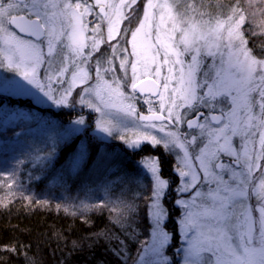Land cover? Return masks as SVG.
<instances>
[{
  "label": "snow or ice",
  "instance_id": "obj_1",
  "mask_svg": "<svg viewBox=\"0 0 264 264\" xmlns=\"http://www.w3.org/2000/svg\"><path fill=\"white\" fill-rule=\"evenodd\" d=\"M136 3L0 0V68L20 77L13 81L14 89L36 106L77 115L66 125L46 124V135L27 145L22 155L41 171L55 169L54 179L65 192H71L69 181L83 172L97 176L98 183L82 180L78 195L68 198L71 214L79 213L84 222L87 212L99 209L126 223L142 200L149 239L141 241L133 264H169L166 246L181 228L183 239L176 247L180 264H264V50L249 48L247 17L239 5L216 13L207 10L212 6L204 0H184L183 5L146 0L128 46L120 50L118 40L112 45L108 63L119 59L124 76H115L114 68H104L98 60L96 83L90 84L86 65L103 40L98 38L100 24L91 29V37L85 35L86 15L99 8L96 15L108 21L111 42L120 34L122 10ZM108 73H113L111 80ZM141 100L147 114L137 107ZM85 108L99 113L91 137L95 148L78 135L90 127ZM19 115L23 121L33 119L31 113ZM116 133L134 153L145 144L163 146L176 157V178H161L158 157H142L137 163L150 184L129 198L128 180L137 178L127 177L114 162L108 144ZM15 135L28 132L21 128ZM15 177L16 168L0 159V183L12 181L9 189L17 185L23 190ZM166 189L175 192L174 204L181 209L173 231L167 228ZM93 191L103 192L94 205L88 201ZM26 195L29 202L39 203L42 197L48 202L43 193ZM82 247L72 241V251Z\"/></svg>",
  "mask_w": 264,
  "mask_h": 264
},
{
  "label": "trees",
  "instance_id": "obj_2",
  "mask_svg": "<svg viewBox=\"0 0 264 264\" xmlns=\"http://www.w3.org/2000/svg\"><path fill=\"white\" fill-rule=\"evenodd\" d=\"M204 4H210L212 7L207 10L216 13L229 12L231 8L239 5L247 17L245 27L249 48L257 51L264 50V34H259L258 27L254 25L264 21V14H262L264 2L253 4L252 0H204ZM218 5L222 8L217 7ZM253 8L258 16L255 20L251 15ZM101 55L105 56L103 53ZM20 110L25 114L31 113L33 119L23 121L17 118L14 120L15 128L2 130V115L8 116L11 112L17 114ZM72 114L73 112L67 111L52 113L50 109L38 107L28 99L0 95V148L7 147L11 140L18 138L16 135L9 138L5 134L12 135L14 132H20L21 128H25L28 135L23 138L28 141L37 140L40 134L37 129L45 127L44 122L47 121V124L53 123L52 125L56 126L61 123L66 125L73 120ZM88 119L91 123V119L89 117ZM36 120H39L38 123ZM17 124L21 127H17ZM91 127L92 125L90 129ZM78 135L80 139H87L95 148L89 132ZM108 149L115 158L114 162L119 164L121 171L126 173L127 177L142 176L148 185V178L140 172L137 162L146 155L154 154L157 148L143 146L142 150L134 153L114 141L108 144ZM17 157L23 163L17 164L15 160L8 165L16 168L15 179L23 183L24 189L21 190L17 185L9 189L8 184L0 183V264H33V262L34 264H123L124 258H127V264L131 263L141 247V241H144L148 234L147 217L145 213L141 215L140 207L127 219L126 223L117 221L115 215L110 218L107 210L99 209L87 212L85 214L87 222H84L85 217H81L79 213L71 214L72 203L68 198L78 195L82 180H94L98 183L96 175L85 171L79 178L69 181L71 185L69 193L65 192L54 179L55 169L38 171L32 163L24 161L21 156ZM60 161H63V153L60 154ZM59 167L60 163H57L56 168ZM167 169L171 171V167ZM29 176L33 179L29 180ZM130 183L131 179L128 180L129 198L140 191L137 185ZM94 188L95 185H93ZM28 191L37 195L43 193L48 202L45 203L43 197L39 203L35 199L29 202V197L26 195ZM79 195L81 199L84 198L83 193ZM98 196H103V192L93 191L88 200L94 205L98 203ZM139 201H136V204ZM65 206L69 208L67 213L64 211ZM176 216L171 214L173 224ZM74 240L83 244L79 251H72ZM175 241L176 237L172 239L173 243ZM4 246H7V251L3 250ZM13 247L15 253L12 251ZM115 250L123 253V256H118ZM171 264H179V258H172Z\"/></svg>",
  "mask_w": 264,
  "mask_h": 264
},
{
  "label": "rangeland",
  "instance_id": "obj_3",
  "mask_svg": "<svg viewBox=\"0 0 264 264\" xmlns=\"http://www.w3.org/2000/svg\"><path fill=\"white\" fill-rule=\"evenodd\" d=\"M125 2L130 4L131 0H125ZM156 2H163V0H156ZM168 2L171 3L172 0H168ZM259 2H264V0H252L253 4L259 3ZM94 3H95V0H92V4H94ZM104 3H112V4L118 5L121 3V0H104ZM145 3H146V0H137V3L135 5H133L131 8H124L122 10L124 18H122L119 21L118 27L120 28V34L116 40H112L111 42L108 41V36H107L108 21L106 19L103 20L105 25L104 26L102 25L100 27V33L98 34V38L102 39L103 43L101 44L99 51L94 53L92 59L86 65L88 71L90 72L91 76L93 77V79L89 82L90 84L96 83L95 71H96V66H97L98 60L101 62L102 66L104 68H109V67L114 68L115 69V76H117V77H123L124 76V73L122 71H120V60L119 59L112 60L111 64L108 63V61L110 59H112V56H113L112 45H115L117 43V40H118L120 50H122L124 47L128 46L127 40L131 38V32L134 31L137 27H139L140 21L143 18V11H144V4ZM176 3L183 5L184 0H176ZM254 8L251 10V15H252L253 19L255 20L258 16H257ZM81 11H83V9H81ZM94 13L96 15L97 12H94ZM254 25H256L258 27L259 34H264V21L261 24L255 23ZM88 29L89 30L85 32V35L88 37H91L92 34L90 32V26H88ZM122 38H124L126 40L123 41ZM112 42H113V44L110 45V43H112ZM106 47H110V48L107 49L105 54H104V49ZM45 51H47V49H45ZM102 53L105 56H102L101 55ZM104 59H105V61H103ZM129 77H130V73H129ZM112 78H113V73H108L106 76V79L111 80ZM14 80L20 81V77L15 72L9 71L6 68H0V86H2V87H0V95H3L5 97H12L15 99H19V98L20 99H28L34 104V101L32 100L31 97L24 95V94L17 93V91L13 87V81ZM130 82L131 81L129 78L127 84L125 85V90H127L128 86H130ZM81 90L82 89L78 88L77 92H79ZM92 99H94V97ZM38 107L47 108L46 105H40ZM137 107L140 111L147 114V105H144L142 100L137 104ZM50 110L52 113L57 112V110H55L54 108L50 109ZM77 112H79V107H77ZM20 113H23V112L20 110L17 114L11 112L8 116L2 115V126H3L2 130L6 129V128H15L14 127V122H15L14 120H16L17 118H20V115H19ZM84 113L86 114L87 121L89 120L88 117L91 119V123H89V121H88V124L92 125V127H91V129L89 127L86 132H89V134L92 136V135H94V133L92 132V129L95 127V120L99 117V113L90 112V110L87 108L84 109ZM72 117H73V119L77 118L76 112H73ZM36 122H37V120H36ZM46 122H44V126L47 124ZM37 131L40 132L39 136L37 137V140L28 141L27 139H24L23 136H21L19 138H16V140H11L7 147H4L2 149L0 148V159L4 160L5 164H7V165L11 164L16 159H18L17 156H21L24 161H28L22 155V153L27 151V145L32 144L33 142H38L39 139H41L44 135H46L45 127L41 128V129L38 128ZM82 133H84V132H82ZM5 135L8 136L9 138H11L13 135H15V132L12 135H8V134H5ZM115 135H116V138L112 139L110 141V143L115 141L118 144H121L122 146H124L126 149H128L125 146V144L119 139V133H116ZM144 146H146L148 148H152L150 145H147V144H145ZM158 147H160L162 155L167 156L166 159L169 160L170 167H171L170 173H172L174 175V179H175L176 174L173 172V166H174V164L177 163L176 157L173 155L167 154L164 151L163 146H158ZM146 156H156L157 157L158 155H157V152H155L154 154H150V155H146ZM28 162H30V161H28ZM30 163H32V162H30ZM32 165H33V163H32ZM139 167H140V172L145 174V170L141 167L140 164H139ZM170 167H167V168H170ZM34 168L37 169L38 171H41L39 166H34ZM164 173H167V172H164ZM146 177L148 178V181H149L148 184H150V176L146 175ZM136 178L137 179L135 181L131 180L130 184L138 185L140 188L144 189L145 185H147V184L144 182L143 177L137 176ZM3 183L9 184V183H11V181H7V182H3ZM172 187L175 188V184H173ZM166 191H168V190L166 189ZM171 196L174 197L175 192L170 191V194L168 195L166 201H164V203L166 204V207L169 206V204H167V202L170 200ZM88 201L90 204H92V202L90 200H88ZM174 201H175V197H174V200H171L173 205H175ZM137 205L140 207L141 215L143 213L146 214L144 202L142 200H140L137 203ZM175 214L177 215L174 219L175 227L171 226V222H170V220H168L167 228L169 231H173L176 229V223L175 222L181 214V209L179 207H177ZM146 217H147V215H146ZM147 221H148V218H147ZM147 239H149V221H148V234H147V238L144 241H146ZM182 239H183V229L181 228V229H179V235L176 236L175 243H173L171 240L170 245L166 246V255L169 257V264H171L172 258H179V264H180L181 257L176 256V247H177L178 242L181 241ZM140 248H139V250H140ZM137 258H138V251L134 255L130 264H133V261Z\"/></svg>",
  "mask_w": 264,
  "mask_h": 264
},
{
  "label": "flooded vegetation",
  "instance_id": "obj_4",
  "mask_svg": "<svg viewBox=\"0 0 264 264\" xmlns=\"http://www.w3.org/2000/svg\"><path fill=\"white\" fill-rule=\"evenodd\" d=\"M88 2L92 3V0H88ZM94 12L99 13V8H95L92 14H87L86 15L87 26H90V32H91L92 35H93V32L91 31V29L94 28L96 24H100L101 26L105 25L103 20L99 19L98 16H96ZM111 44H113V42L110 43V45ZM110 47H106L104 49V54H105L106 50L109 49ZM156 152H157V155H158L157 157L159 158V163L162 166V176H161V178L162 179H168V178L174 179V175L172 173H170V171L166 168V163H168L167 167H170V162H169V160L166 159L167 156L162 155L160 147H157V151ZM164 172H167V173H164ZM169 194H170V191H169ZM174 197L176 198V196H174ZM174 197L171 196L170 200L167 202V204H169V206L167 208L170 210L172 215L175 214L176 209H177V207L175 205H173V203L171 202V200H174ZM172 218L173 217H171L169 219L170 222H171V226L174 225L172 223V221H171Z\"/></svg>",
  "mask_w": 264,
  "mask_h": 264
}]
</instances>
